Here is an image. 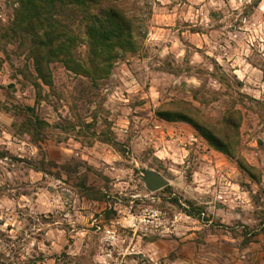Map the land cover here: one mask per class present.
<instances>
[{
    "label": "rangeland",
    "instance_id": "rangeland-1",
    "mask_svg": "<svg viewBox=\"0 0 264 264\" xmlns=\"http://www.w3.org/2000/svg\"><path fill=\"white\" fill-rule=\"evenodd\" d=\"M119 1L136 52L96 87L52 62L48 87L0 0V264H264V0ZM177 102L218 126L239 112L255 180L155 115Z\"/></svg>",
    "mask_w": 264,
    "mask_h": 264
},
{
    "label": "trees",
    "instance_id": "trees-1",
    "mask_svg": "<svg viewBox=\"0 0 264 264\" xmlns=\"http://www.w3.org/2000/svg\"><path fill=\"white\" fill-rule=\"evenodd\" d=\"M13 2L16 8L6 36L21 39L30 46L28 55L36 77L48 87L51 86L49 64L52 62H60L67 71L87 79L96 87L97 83L109 77L120 57L134 54L139 47L141 25L119 0ZM80 45L86 49L84 56L77 53ZM34 86L39 88L38 84ZM27 111L32 112V109ZM155 115L165 122L190 125L215 151L234 160L242 173L255 180L256 169L237 152L239 112H231L219 126L184 102L165 105ZM31 117L26 124L36 134L48 126L33 114Z\"/></svg>",
    "mask_w": 264,
    "mask_h": 264
},
{
    "label": "water",
    "instance_id": "water-1",
    "mask_svg": "<svg viewBox=\"0 0 264 264\" xmlns=\"http://www.w3.org/2000/svg\"><path fill=\"white\" fill-rule=\"evenodd\" d=\"M142 181L146 189L150 192H156L168 186V181L152 171L145 172Z\"/></svg>",
    "mask_w": 264,
    "mask_h": 264
},
{
    "label": "built area",
    "instance_id": "built-area-1",
    "mask_svg": "<svg viewBox=\"0 0 264 264\" xmlns=\"http://www.w3.org/2000/svg\"><path fill=\"white\" fill-rule=\"evenodd\" d=\"M140 222V221H139Z\"/></svg>",
    "mask_w": 264,
    "mask_h": 264
}]
</instances>
